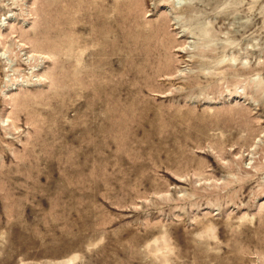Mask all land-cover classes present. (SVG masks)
<instances>
[{
    "label": "rangeland",
    "instance_id": "374dc122",
    "mask_svg": "<svg viewBox=\"0 0 264 264\" xmlns=\"http://www.w3.org/2000/svg\"><path fill=\"white\" fill-rule=\"evenodd\" d=\"M0 264H264V0H0Z\"/></svg>",
    "mask_w": 264,
    "mask_h": 264
},
{
    "label": "bare ground",
    "instance_id": "6f19581e",
    "mask_svg": "<svg viewBox=\"0 0 264 264\" xmlns=\"http://www.w3.org/2000/svg\"><path fill=\"white\" fill-rule=\"evenodd\" d=\"M114 88H115V87H114ZM117 89H120V88L117 87ZM125 90H126V89H125ZM113 91H114V90H113ZM118 91H119V90H118ZM134 92H135V91H134ZM136 93H137V92H136ZM120 94H121V93H120ZM110 95H111V94H110ZM129 95H130V94H129ZM121 99H122V98H121ZM126 99H127V98H126ZM130 99H131V98H130ZM103 100H104V99H103ZM119 100H120V98H119ZM119 100H118V101H119ZM107 101H108V100H107ZM116 101H117V100H116ZM124 101H125V100H124ZM128 101H129V100H128ZM128 101H127V102H128ZM124 103L126 104V102H124ZM124 103H123V104H124ZM137 103H138V102H137ZM106 104H107V103H106ZM120 104H122V103H120ZM120 104H119V105H120ZM125 104H124V107H125ZM120 106H122V105H120ZM120 106L118 107V109L121 108ZM122 108H123V106H122ZM120 111H121V110H120ZM137 113H138V111H137ZM99 114H100V113H99ZM123 114H124V113H123ZM108 117H109V115H108ZM108 117H107V120H108ZM110 117H111V115H110ZM113 117H115V115H114ZM133 117H134V115H133ZM111 118H112V117H111ZM120 118H121V117H120ZM130 120H131V119H130ZM115 121H116V120H115ZM109 122H111V121H108L107 123L109 124ZM125 122H126V121H125ZM127 123H129V122H127ZM133 124H134V123H133ZM111 125H112V124H111ZM111 125H110V126H111ZM112 129H113V128H112ZM121 131H124V129L121 130ZM125 132H126V131H125ZM125 132H124V134H125ZM125 136H126V135H125ZM132 138H133V137H132ZM119 139H120V138H119ZM125 139H126V138H125ZM120 140H121V139H120ZM121 142H122V141H121ZM93 148H94V147H93ZM122 155H123V154H122ZM95 156H97V155H95ZM100 156H101V155H100ZM89 157H90V156H89ZM93 157H94V155H93ZM93 157H92V158H93ZM95 158H96V157H95ZM97 159H98V158H97ZM99 159H100V158H99ZM102 159H103V157H102ZM102 159H101V160H102ZM125 159H126V158H125ZM86 161H87V159H86ZM97 161H98V160H97ZM121 161H123V160H121ZM125 162H126V160L123 161V163H125ZM121 163H122V162H121ZM129 163H130V162H129ZM133 163H134V162H133ZM133 163H132V164H133ZM143 164L145 165V163H143ZM136 165H139V164H136ZM136 165H135V167H136ZM141 165H142V164H141ZM146 166H148V165H146ZM143 167H145V166H143ZM140 169H141V168H140ZM142 169H143V168H142ZM165 241H166V240H165ZM155 243H156V242H155ZM150 244H151V243H150ZM165 244H167V243H165ZM156 255H157V254H156ZM193 257H194V256H193ZM130 258H131V257H130ZM158 261H159V260H158ZM182 261H183V260H182ZM190 261H191V260H190Z\"/></svg>",
    "mask_w": 264,
    "mask_h": 264
}]
</instances>
